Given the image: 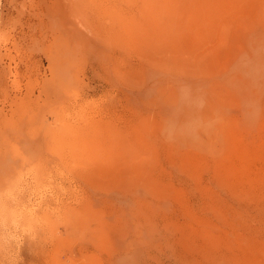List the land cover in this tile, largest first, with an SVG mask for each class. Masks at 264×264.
Masks as SVG:
<instances>
[{
    "label": "rangeland",
    "instance_id": "obj_1",
    "mask_svg": "<svg viewBox=\"0 0 264 264\" xmlns=\"http://www.w3.org/2000/svg\"><path fill=\"white\" fill-rule=\"evenodd\" d=\"M0 264H264V0H0Z\"/></svg>",
    "mask_w": 264,
    "mask_h": 264
},
{
    "label": "bare ground",
    "instance_id": "obj_2",
    "mask_svg": "<svg viewBox=\"0 0 264 264\" xmlns=\"http://www.w3.org/2000/svg\"><path fill=\"white\" fill-rule=\"evenodd\" d=\"M158 87V86H157Z\"/></svg>",
    "mask_w": 264,
    "mask_h": 264
}]
</instances>
